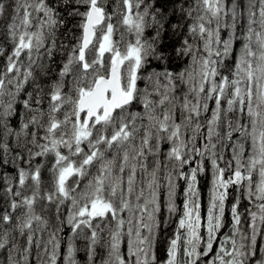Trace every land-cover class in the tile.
<instances>
[{"label": "snow or ice", "instance_id": "6c2138e0", "mask_svg": "<svg viewBox=\"0 0 264 264\" xmlns=\"http://www.w3.org/2000/svg\"><path fill=\"white\" fill-rule=\"evenodd\" d=\"M0 264H264V0H0Z\"/></svg>", "mask_w": 264, "mask_h": 264}, {"label": "trees", "instance_id": "16d2710c", "mask_svg": "<svg viewBox=\"0 0 264 264\" xmlns=\"http://www.w3.org/2000/svg\"><path fill=\"white\" fill-rule=\"evenodd\" d=\"M210 187V184H209V179L208 177H202L201 178V190L202 192L206 195L207 194V191H208V188Z\"/></svg>", "mask_w": 264, "mask_h": 264}]
</instances>
